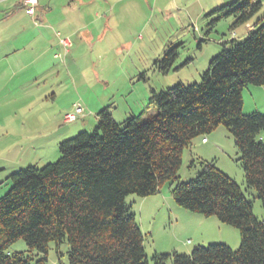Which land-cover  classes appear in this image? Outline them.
<instances>
[{
    "label": "trees",
    "instance_id": "16d2710c",
    "mask_svg": "<svg viewBox=\"0 0 264 264\" xmlns=\"http://www.w3.org/2000/svg\"><path fill=\"white\" fill-rule=\"evenodd\" d=\"M260 7L258 0H235L209 12L217 14L210 25L233 17L232 33L250 24ZM221 45L199 83L151 88L140 114L123 122L106 106L94 115L91 131L58 143L55 162L10 174L11 186L0 196V264H47L49 245L63 242L68 264H264V220L253 215L252 201L214 160L200 162L187 182L178 175L192 141L223 126L238 150L244 183L264 210V115L242 112L244 88L264 85V22L259 19L244 37ZM177 58L176 45L155 64L166 73ZM81 107L74 121L63 124L78 121L85 114ZM150 107L155 112L144 119ZM164 184L175 205L237 229L239 247L212 243L190 254H154L148 260L145 235L125 198L158 194ZM19 239L28 255L7 251Z\"/></svg>",
    "mask_w": 264,
    "mask_h": 264
},
{
    "label": "rangeland",
    "instance_id": "374dc122",
    "mask_svg": "<svg viewBox=\"0 0 264 264\" xmlns=\"http://www.w3.org/2000/svg\"><path fill=\"white\" fill-rule=\"evenodd\" d=\"M79 1L49 0L48 3L54 7L49 16L53 29L48 31H51L53 39L55 32H59L72 42L64 61L52 59V52L47 50L42 58L54 65V69L45 77H36L39 71L28 64L23 68L12 65L14 67L0 77V196L11 186L10 174L31 165L41 168L59 158L58 143L63 141L62 132L77 130L79 126L81 131H91L96 124L93 115L106 107H97L95 102L114 101L120 110L126 102L146 106L151 88L159 91L177 83H199L210 58L221 51L222 42L230 39V26L234 21L233 17H221L210 25V19L217 14L208 13L235 0H148L146 14L131 18L133 11L123 8L115 17L117 23H103L107 13L105 0L90 2L86 11L88 15L77 21L76 12L70 8L81 7ZM258 2L261 7L250 19L251 25L259 19L264 22V0ZM39 3L40 6L47 5V0H39ZM121 3H131V0H122ZM96 14L100 21L94 17ZM145 22L146 25L138 31L140 23ZM87 24L92 40L85 41L79 33H68L77 26L85 29ZM101 26H108V29L99 41L97 33ZM245 27L250 28L249 24ZM29 32L26 38L33 37V28ZM24 39L21 43L26 44ZM176 45L178 58L175 65L163 73L155 62L162 59L169 47ZM37 51L42 52L43 47ZM187 58L192 60L178 67ZM27 59L31 60L33 56H27ZM41 69L44 70V66ZM242 99L243 114L258 112L264 115V85L245 87ZM77 102L89 114L85 128L81 120L62 123L64 113L69 112ZM154 112V108L150 107L143 118ZM202 137L208 142L202 143ZM238 157L231 133L218 126L211 133L195 138L191 146L183 151L178 175L181 181L187 182L196 177L200 162L214 160L213 164L239 186L247 200L252 201L253 215L258 220H264L260 201L254 198V191L244 183ZM192 161L194 164H191ZM170 190L169 184H164L158 194L145 198L129 195L125 198L141 233L145 235L142 246L148 260L154 254H190L194 247L212 243L226 244L232 249L239 247L237 229L219 222L215 216H201L175 205ZM67 248L65 242L58 247L51 243L46 263L68 264ZM7 251L29 254L21 239Z\"/></svg>",
    "mask_w": 264,
    "mask_h": 264
},
{
    "label": "crops",
    "instance_id": "0c3cea01",
    "mask_svg": "<svg viewBox=\"0 0 264 264\" xmlns=\"http://www.w3.org/2000/svg\"><path fill=\"white\" fill-rule=\"evenodd\" d=\"M36 1H37V6L35 7V12L33 13L34 15L30 16L25 14L26 12L24 5L20 0H0V77H2V75L6 73L7 70L8 71L11 70L14 67L12 65L18 66V68H23L27 64L33 66L34 68H36L37 71H39L37 73L38 76L36 77L39 78L40 75L41 77H45V75L49 71L50 72L53 71L54 65L49 64L48 61L42 58L43 52H46L47 50L52 52V59L56 61L58 60L64 61L65 58H67L69 55V54L68 55L62 54V48L58 43V38L56 37V33L59 32H55L53 39V35L51 34V31H48L51 28L49 21H52L51 19H49V16L51 12L54 11V7L53 6L50 7L48 5V3H50L49 0H47V5H43V6L42 5L40 6L39 0ZM69 1H73V0H69ZM92 1L94 0H80L78 5L81 7L70 8L72 11L76 12L77 21L84 19L85 15H88L86 12L87 6L91 5L90 2ZM121 2L122 0H105L106 3L105 11L107 13L105 14L106 18L103 23H112L113 21H114L113 23H117V19H115V17L120 15L119 10H123V8L133 11V13H130L132 14L131 18H133L134 15L140 17L146 14L147 13L146 11L149 10L148 0H131V3H121ZM39 10L42 11L40 12ZM91 11L92 10L89 9L88 12L92 16L93 14L90 13ZM38 12L41 15H38L37 14ZM94 17L98 18L97 14L94 15ZM98 19L99 21L101 20L100 18ZM34 21H37V25L34 24ZM27 24L29 25V27ZM140 24L141 27L137 29L138 31L146 25V22ZM88 26L89 24H87L85 29H80V26H77V29H71L70 30L71 32L68 33H70L71 35L79 33L80 35L81 34L83 35L82 38L85 41L88 39L92 40ZM249 26L251 28V24H249ZM32 28H33V37L26 38L27 36L30 35L29 30H32ZM107 29L108 26L105 28L101 26L99 28L100 32L97 33L98 36L97 40L99 39L101 40L102 38L101 36L107 31ZM248 31H249L248 28L246 29L245 26L240 27L239 31L237 32L235 31L231 33L230 38H242L246 35ZM23 39L26 42V44L21 43ZM40 47H43L42 52L37 51ZM56 54H58L60 57L56 58L55 57ZM27 56H33V59L28 60ZM42 66H44V70L41 69ZM97 102H95L97 107H101L102 105L110 106V110L112 114L111 116L116 122H122L121 120L124 121L129 115H137L138 112L140 114L142 109L145 107L144 104L142 105L136 102H131L128 104V102H126V104L122 106L120 110L119 105L115 106L116 104L114 101L113 102L103 101L100 102V104H98ZM117 113H120L119 118H116ZM88 115L89 114L85 113L83 116H81L80 119H78V121L81 120V125L83 128H85L86 125H88V121L86 119ZM90 116H92V114ZM76 129L77 130H73L71 132H67V131L62 132L61 135L62 134L64 135L62 136V140L71 137L72 135H74V133H76V131L80 130L81 128L79 126ZM202 140L203 138L201 139V142ZM207 142L208 141L206 140V142H202V143H207Z\"/></svg>",
    "mask_w": 264,
    "mask_h": 264
},
{
    "label": "built area",
    "instance_id": "2783aa9c",
    "mask_svg": "<svg viewBox=\"0 0 264 264\" xmlns=\"http://www.w3.org/2000/svg\"><path fill=\"white\" fill-rule=\"evenodd\" d=\"M25 8V14L33 16L35 12V7L37 6L36 0H20ZM34 24L37 25V21H34ZM56 37L58 38V43L62 48V54L68 55L72 48V42L68 37H63L61 34L56 33ZM56 58L60 57L58 54L55 55ZM82 107L80 104H74L72 110L65 113L62 117L63 123H70L74 121L78 115L82 113ZM202 142H206V139H203Z\"/></svg>",
    "mask_w": 264,
    "mask_h": 264
}]
</instances>
